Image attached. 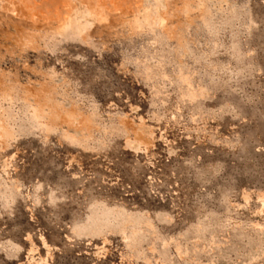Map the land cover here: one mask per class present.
<instances>
[{
  "label": "rangeland",
  "instance_id": "obj_1",
  "mask_svg": "<svg viewBox=\"0 0 264 264\" xmlns=\"http://www.w3.org/2000/svg\"><path fill=\"white\" fill-rule=\"evenodd\" d=\"M0 264H264V0H0Z\"/></svg>",
  "mask_w": 264,
  "mask_h": 264
}]
</instances>
